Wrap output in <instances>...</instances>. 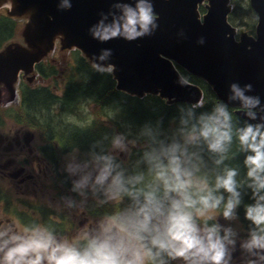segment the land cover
<instances>
[{
  "label": "trees",
  "instance_id": "1",
  "mask_svg": "<svg viewBox=\"0 0 264 264\" xmlns=\"http://www.w3.org/2000/svg\"><path fill=\"white\" fill-rule=\"evenodd\" d=\"M231 4L233 9L228 17L229 23L254 34L256 15L249 7L248 0H231ZM16 28L15 19L0 13V45L14 37ZM93 64L79 52L73 51L66 62L65 82L58 93L48 88H43L41 94L27 91V105L33 102L35 107H41L42 123L49 125L48 138L58 141L60 153L77 151L82 157L104 166L115 177L112 191L120 197L123 205L135 211L145 205L148 194L161 201L165 209L172 199L177 198L175 193L165 196L164 183L158 178L161 171L171 175L168 169L173 158L178 160L182 170L192 174L193 187L190 191L194 197L197 193L204 194L201 189H214L217 176L223 175L227 169H235L240 203L232 216L236 217L244 233L250 237L255 226L245 218V209L255 200L247 186L250 181L246 176L244 159L251 153L241 150L237 130L253 123L246 122L236 115L235 109L226 105L232 114V140L225 144V152H211L208 142L199 136L200 117L212 114L217 103H224L201 79L176 66L186 81L200 88L203 100L200 106L169 104L158 96L147 95L139 99L117 91L112 73L97 65L94 68ZM55 74L50 66L43 69L44 77ZM68 119L74 122L69 123ZM125 137L135 145L130 148L127 162L123 164L112 158L108 149L116 139ZM213 195L224 197L219 208L213 210L223 217L228 194L221 189L213 192ZM189 211L196 213L195 209ZM121 220L123 225L129 226L136 219L131 218L132 223ZM213 225L214 221L207 220L208 227ZM143 235L146 236L145 244L151 247L148 244L150 235ZM152 251L155 253L156 249ZM164 255L160 253L156 258Z\"/></svg>",
  "mask_w": 264,
  "mask_h": 264
},
{
  "label": "clouds",
  "instance_id": "2",
  "mask_svg": "<svg viewBox=\"0 0 264 264\" xmlns=\"http://www.w3.org/2000/svg\"><path fill=\"white\" fill-rule=\"evenodd\" d=\"M68 0H61V8H69ZM110 18V22L109 21ZM158 15L152 0H135L130 3L114 2L107 13L100 14V20L90 29L92 38L99 42L114 39L135 41L152 34L157 27ZM104 51L99 59L104 60L110 55ZM93 67L97 66L93 64ZM109 66L108 69H111ZM104 71L105 69H98ZM181 84L187 81L181 80ZM232 96L230 99L241 101L240 109L249 119H256V113L251 109L259 104L258 98L245 96L251 90V85L240 89L236 84L230 85ZM264 111V109H262ZM261 123L247 124L238 129V141L241 150L251 153L244 159L247 168V185L252 190L255 203L245 209V218L255 226L250 238L242 245L250 254L257 256V260H248L247 264H259L264 261V116ZM232 114L227 106L217 103L210 115L200 117L199 136L208 142L211 152L223 153L225 144L232 140ZM195 139V136L191 137ZM219 163V161H217ZM166 175L165 171L158 173V178L164 183L165 196L175 193L165 209L164 204L152 194H148L146 202L137 213L139 217L129 226H116L126 238L113 240L106 235L103 239H91L87 246L78 249L67 242H57L55 237L43 228L25 229L24 234H13L11 227L0 230V264H148L160 253L167 254L171 259H182L186 264H228L226 259V244L234 242L228 239L230 230H225L222 238L218 225L207 226V215L219 208L224 197L213 195L223 189L228 194L224 204L223 217L229 219L240 203V193L237 191L235 169H227L223 175L217 176L214 189H201L204 194H194L192 174L181 169L178 160L170 161ZM189 209L196 210V216ZM205 218V227L197 226L196 218ZM111 232V228H105ZM149 234L148 247L145 244ZM156 249L154 253L152 250ZM163 264V262H161Z\"/></svg>",
  "mask_w": 264,
  "mask_h": 264
},
{
  "label": "water",
  "instance_id": "3",
  "mask_svg": "<svg viewBox=\"0 0 264 264\" xmlns=\"http://www.w3.org/2000/svg\"><path fill=\"white\" fill-rule=\"evenodd\" d=\"M8 0H0V3ZM208 2L200 18L199 6ZM9 2V1H8ZM11 15H27L35 41L52 44L61 35L66 48L80 51L98 66H112L116 90L142 98L159 96L169 103L199 104L202 91L184 80L176 66L204 81L217 99L235 109L248 123H261L264 116V0H248L256 15L254 38L236 42V28L228 22L230 0H152L158 15L152 34L135 41L114 39L99 42L90 29L107 13L114 2L135 0H12ZM110 22V18L109 21ZM104 51L110 55L99 57ZM186 81V80H184ZM240 89L251 85L244 94L258 98L251 109L256 119H249L240 109L241 101L230 99V85Z\"/></svg>",
  "mask_w": 264,
  "mask_h": 264
},
{
  "label": "flooded vegetation",
  "instance_id": "4",
  "mask_svg": "<svg viewBox=\"0 0 264 264\" xmlns=\"http://www.w3.org/2000/svg\"><path fill=\"white\" fill-rule=\"evenodd\" d=\"M16 32L9 42L0 45V230L11 227L13 234H24L25 229L39 227L50 232L57 242H67L78 249L106 235L115 242L123 234L116 227L122 224L121 214L114 210H119L117 204L108 207L106 203V192H113L115 177L104 166L80 155L76 157L79 170L94 164L99 171L82 175L78 169L68 168L67 157L73 151L60 153L58 141L48 138L49 125L42 123L41 107H35L33 102L27 105L26 100L28 90L41 94L43 88H48L58 93L65 82L61 67L54 49L48 47L52 44L35 41L28 26ZM48 66L56 74L44 77L43 69ZM105 171L113 179L108 185ZM214 223L223 238L229 229L222 222ZM105 228H111V232L106 233ZM249 238L245 233L230 231L228 239L234 243L226 244L228 264L257 260L256 255L242 248ZM179 261L186 264L165 254L148 264Z\"/></svg>",
  "mask_w": 264,
  "mask_h": 264
},
{
  "label": "rangeland",
  "instance_id": "5",
  "mask_svg": "<svg viewBox=\"0 0 264 264\" xmlns=\"http://www.w3.org/2000/svg\"><path fill=\"white\" fill-rule=\"evenodd\" d=\"M206 7H208V2L204 1L203 5L200 7V14H203L205 11ZM10 6H9V2H3L0 3V13H5L7 15H11L10 14V10H9ZM16 23H17V28H16V33H18L19 30L26 28V26L30 25V21L27 15H20V16H16L13 15L12 16ZM237 30V35L235 37L236 41L238 42H243L246 38H254V34H250L247 31L239 28H236ZM48 47H52L54 49V57L58 60V66L61 67L60 70H62V76H64L65 74H67V72L65 71L66 68V62L69 60V57L71 56V52L69 48H66V44L62 38L61 35H58L54 41L52 42V46L48 45ZM92 63L96 64L94 61H91ZM97 65V64H96ZM107 70H111L108 69L109 67H105ZM61 72V71H60ZM60 83V82H58ZM68 122H74L72 119H68ZM78 125H80V123H78ZM125 139V140H123ZM135 143L132 140L126 139L125 138H118L116 139L113 143H111L109 149H108V153L109 155L114 158L117 159L119 161H121L123 164H125V162H127V158L130 152V148L132 146H134ZM80 154L77 151H74L72 154H70L67 159H68V163H66V165H68L69 169L71 166V169H78V165L76 162V157H78ZM81 156V155H80ZM75 170V171H76ZM86 171L89 172H93V171H99L98 167L94 164H90L89 166H84L82 167L81 170H79V172L82 173V175H85ZM105 178L107 179V185L113 181V179L109 176L108 172L105 171ZM90 180H95L94 178L90 179ZM93 183L90 184V187H92ZM111 186L107 187V190H110ZM90 201L92 202L93 200L90 198ZM121 199L120 197H118L114 192H106V203L109 206H111V204H117V206H119V210L114 209L117 214H121V218L124 220L126 219V221H128L129 223H132L131 218H134L137 220L138 216L137 213L138 211L133 210V208L131 207H127L125 204L123 205L121 203ZM115 208V207H114ZM134 216H132V215ZM194 217L196 216V213L193 214ZM207 215L211 216L212 219H209L210 221H217V222H222L223 224L226 225V227L230 230L233 231L235 233H244L241 224L238 222V220L236 219L235 216H232L229 219H225L223 217H221L217 212L215 211H210ZM136 216V217H135ZM204 219L202 217H197L196 218V224L197 226H202L204 225ZM122 238H125V234H122ZM176 264H183L181 261L177 262Z\"/></svg>",
  "mask_w": 264,
  "mask_h": 264
},
{
  "label": "bare ground",
  "instance_id": "6",
  "mask_svg": "<svg viewBox=\"0 0 264 264\" xmlns=\"http://www.w3.org/2000/svg\"><path fill=\"white\" fill-rule=\"evenodd\" d=\"M9 1V5H14V3L12 2V0H8Z\"/></svg>",
  "mask_w": 264,
  "mask_h": 264
}]
</instances>
